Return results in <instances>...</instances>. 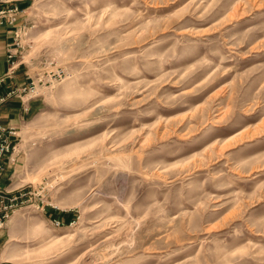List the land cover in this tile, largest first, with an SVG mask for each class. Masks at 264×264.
<instances>
[{
    "label": "rangeland",
    "instance_id": "obj_1",
    "mask_svg": "<svg viewBox=\"0 0 264 264\" xmlns=\"http://www.w3.org/2000/svg\"><path fill=\"white\" fill-rule=\"evenodd\" d=\"M17 42L0 260L264 264V0H29Z\"/></svg>",
    "mask_w": 264,
    "mask_h": 264
},
{
    "label": "crops",
    "instance_id": "obj_2",
    "mask_svg": "<svg viewBox=\"0 0 264 264\" xmlns=\"http://www.w3.org/2000/svg\"><path fill=\"white\" fill-rule=\"evenodd\" d=\"M29 0H0V10L11 8L13 6L19 7L23 13L18 17L19 24L24 21V13L28 8ZM15 42L14 28L7 25L0 26V79L4 81L0 83V97L5 95L9 89L14 87H25L30 83V75L23 64L19 61V57L9 60L8 54L9 51L13 53H18V49H12V46ZM11 62H14L13 68H11ZM43 104L41 100L37 98L23 97L14 98L3 105L0 106V125L9 126L21 130L25 123L34 118L37 114L42 112ZM16 159V154L14 156ZM19 161H22L20 159ZM18 160H15L13 163H9L6 168L4 176L0 179V185L2 187H11L12 178L16 174V170L19 167ZM47 221L55 222L63 220L64 222H70L71 218L69 215L60 214L57 212H51L50 210L44 211ZM6 233L0 231V249L4 245L6 240ZM3 256V255H2ZM1 256V257H2ZM6 264H15L7 263L4 260H0Z\"/></svg>",
    "mask_w": 264,
    "mask_h": 264
},
{
    "label": "built area",
    "instance_id": "obj_3",
    "mask_svg": "<svg viewBox=\"0 0 264 264\" xmlns=\"http://www.w3.org/2000/svg\"><path fill=\"white\" fill-rule=\"evenodd\" d=\"M22 13L23 11L17 6L0 10V26L7 25L14 28L15 42L12 49H19L20 47L17 42L18 32L21 27L18 17ZM17 54L18 53L9 51L8 59H15ZM13 66L14 62H11V68H13ZM3 81V79H0V83ZM35 93L36 85L32 81L25 87L11 88L5 95L0 97V106L14 98L22 99L27 96L33 98L35 97ZM18 140L19 136L16 128L0 125V179L4 176L7 165L15 161L14 156L16 154ZM23 191L24 188L9 190L7 187H2L0 185V231L4 229L10 216L18 210V201L24 197ZM41 211L44 212L45 209L42 207ZM54 223L58 226L61 225L59 221H55ZM0 264L6 263L0 261Z\"/></svg>",
    "mask_w": 264,
    "mask_h": 264
},
{
    "label": "bare ground",
    "instance_id": "obj_4",
    "mask_svg": "<svg viewBox=\"0 0 264 264\" xmlns=\"http://www.w3.org/2000/svg\"><path fill=\"white\" fill-rule=\"evenodd\" d=\"M73 251H68L67 252V255L66 256H71V255H73ZM1 259L2 260H4L5 262H7V263H16V262H18L17 261V259H16V257H15V254H8V255H3L2 257H1Z\"/></svg>",
    "mask_w": 264,
    "mask_h": 264
}]
</instances>
